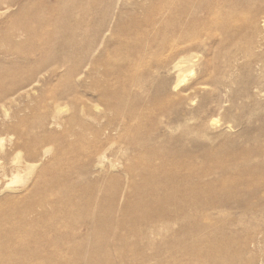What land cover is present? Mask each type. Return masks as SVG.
Instances as JSON below:
<instances>
[{
  "label": "rangeland",
  "instance_id": "374dc122",
  "mask_svg": "<svg viewBox=\"0 0 264 264\" xmlns=\"http://www.w3.org/2000/svg\"><path fill=\"white\" fill-rule=\"evenodd\" d=\"M24 1H27V5L23 9L16 5L0 9V46L4 43L0 48V56L3 58L0 57V63L3 60L4 67L13 66L14 68L15 66L14 70L23 72L20 85L24 86V88L23 86L16 88L15 93L11 91L10 99L5 101L4 105L0 103L2 142L0 143V204L14 209L24 206V202L20 200L31 192L39 174L55 177L60 171L67 173L69 170L73 174L72 186L81 199L85 196H97L98 193L101 200L109 203L110 199L106 194L112 196L115 204L113 217H116L113 221L116 231L108 240L112 256L116 254L119 256L124 251L132 254L134 250L140 248L142 229L156 212V203H153L150 215L146 214V207L150 205L147 204L148 200L145 197L153 192L155 186L157 189L158 185L160 189L158 191L168 190L166 193L171 192L176 196L166 206L160 203V209L164 217L168 219L165 220L162 217L161 220L168 222L171 229L177 231L181 224L192 220L189 214L193 216L204 212L207 215L211 213L210 216L213 217L218 212L210 207L197 208L185 198V193L189 190L185 181L189 177L194 176V173L197 175L190 182L191 187L196 185L200 189L205 191L211 189L218 194V188L221 186H218L217 176L223 168L230 166L233 161H245L248 150L261 151L264 160V0H230L231 2L203 0L202 9H197L188 16L185 12L169 7V2L176 3L179 0H143V4L141 0H125L124 6L121 4L117 11L125 9L121 12L126 11V17L121 12L114 17L111 31L106 32L107 39L100 45L101 50L99 48L95 62L86 65L77 72L79 74L74 75L72 79L75 86L70 89L71 92L67 89L69 95L64 94L67 91L66 82L62 77L65 66L57 70L55 65L50 64L51 66L41 71V74L34 76L40 82L32 83L33 78H30L29 74L39 65L37 64L38 52L29 45L28 37L36 31L34 34L36 42H42L38 33L43 30V27L45 30L48 29L54 22L56 14L53 6L57 5L56 0ZM103 1L98 0L99 7L104 5ZM165 2L167 5L164 7ZM215 2H218V9L217 6H213ZM242 2L246 7L245 19L253 22L256 29L253 25H243L228 32L229 20H224V16L230 13L235 14L236 4L240 5ZM73 3L75 6H72V9L77 15L81 3L80 1ZM230 9L234 11L230 12ZM90 15L89 23L101 20L100 15L96 13ZM194 16L197 17V21H194ZM155 17L157 24L150 21ZM93 18L96 19L93 20ZM175 20L184 24L182 25L184 29L181 31L188 32L189 28L192 31L189 30L190 34L199 31V38L193 34V38L189 40L181 36L173 37ZM19 22L25 26L28 35L26 33H23L24 37H21L23 36L21 34L18 35ZM180 26L177 28L178 33H180ZM10 29L12 30L9 31ZM3 35H6L5 38ZM225 40L232 51L237 49L231 57L220 55L217 51ZM9 41L15 43L17 48L12 49ZM239 41L242 42V46ZM160 43L164 49L158 47ZM232 44L234 47H231ZM156 49L159 51L157 52ZM159 54V59L164 60L163 65L168 63V69L177 66L173 70L162 67L156 71L153 61ZM173 58L175 61L172 60ZM14 59H16L15 62ZM32 62L36 63L34 65L37 67H34ZM172 62L174 63L171 64ZM30 65H33V68ZM148 67H151L149 71L151 76L156 77L148 78L149 82L142 78V71ZM27 68H31L30 71L26 70ZM60 74L61 77L58 76ZM156 74L158 75L155 76ZM26 76H29L30 81ZM9 77L1 72L0 86L10 82ZM215 77L220 80L218 86L212 83L211 78ZM182 79L184 80L181 81ZM148 86H151L150 90ZM124 88V94L133 103L129 102L120 114L112 106V101L120 90L124 91ZM61 91L63 94L60 93ZM193 97L196 98L193 99ZM205 103L208 104L205 105ZM42 114L45 117H42L43 121L40 120L39 123L38 118ZM215 117L218 118L216 128L210 125ZM101 153L107 159L105 162L104 158L98 159ZM16 156L19 159H16ZM175 160L181 168L173 172L168 162ZM27 161L35 164L36 168L31 173L25 169ZM243 166L237 167L236 171ZM82 172L85 174L83 175ZM17 174L23 175L22 180L13 182L12 178ZM153 178L163 180L156 185ZM101 208L96 207V209ZM81 235L89 234L85 229H81ZM6 239L7 242L12 243L11 259L8 260L9 257L6 256L7 249L1 247L0 264H50L37 261L39 257L26 246L28 245L26 235L10 233ZM224 241L225 237H216L213 241L214 248H221ZM263 243L264 240L259 243L260 247L258 243L242 244V259L252 260L250 263L253 264H264ZM153 250L158 252L160 249L154 247ZM86 256L89 258L91 254L86 253ZM186 256L188 257V254ZM112 261L114 264H134L132 258L131 260L119 258V263L116 259Z\"/></svg>",
  "mask_w": 264,
  "mask_h": 264
},
{
  "label": "bare ground",
  "instance_id": "6f19581e",
  "mask_svg": "<svg viewBox=\"0 0 264 264\" xmlns=\"http://www.w3.org/2000/svg\"><path fill=\"white\" fill-rule=\"evenodd\" d=\"M77 1H80V3H81L80 4L81 7L80 8L77 7L78 8V13H77L78 16L74 13V11L72 9V6H75L74 3H73L74 5L72 4V2L76 3ZM124 1L125 0H106L105 2L103 1L104 5H101L99 7L98 6V0H95V1L94 0H56L57 5L53 6V11L56 14L54 22L52 23V25L48 29L45 30L43 27V30H41L38 33V35L42 39V42H39V43L36 42L35 35H34V34H36V31H35V33L31 34L32 36L28 37L29 38L28 40H30L29 45L34 47L35 51L38 52L37 64L39 65L37 67V65H34L36 63L33 64V62H32L34 67L36 66L37 68L34 71H31L30 73H29V71L31 68H33V65H30L31 68L26 69V70L29 69L28 73L30 74V78L31 77L33 78V81H31V82L33 83L34 81L35 82L39 81L34 76H36L38 73L41 74L42 73L41 71L48 68V66L50 64H53L57 67V70H58V68H60V67L62 68L65 66V71L63 70L65 73L62 74V77L66 82V90L67 89L70 90V89L74 88L75 84H74V80L72 78L75 77L74 75L80 69H82L83 67H86V65L88 66L89 64H93L95 62V59L97 58L96 54L99 53L98 51H99L100 45L104 44L105 43L104 40L107 39V38H105L107 35L106 32L111 31L110 28H111V25H113L112 22H113L114 17L117 15V13H119V12H121V10H123V9H119L117 11V9L119 8V6H121V4H123V6H124ZM142 1L143 0H141L140 2H142ZM103 2H101V3L103 4ZM166 2L164 3V7L167 5ZM202 2H203V0H182V1L179 0L176 3H174V1H171V2H169V7L174 8L175 10H178V11L185 12V14L187 13V16H188V15H192L191 13H194L197 9H202V6H203ZM228 2H231V1L228 0ZM126 3L128 4V2H126ZM235 3H234V5H235ZM127 4H126V6H127ZM142 4H143V2H142ZM15 5L19 6L21 9H23L26 7L27 1H24V0H0V9L11 8V7H14ZM213 6H217V9H218V2L213 3ZM233 8L235 9V6H233ZM89 9H92V10L89 11ZM226 9H227V7H226ZM131 10H133V9H131ZM232 10L233 9H230V12H232ZM235 10H236L235 14L230 13V14H226L224 16V20H226V21L229 20V22H228L229 27L227 29L228 32H231L232 29L234 30L236 28H240L243 25H253V26L255 25L253 22L245 19L246 7H245V4L243 2H242V4L240 3V5L236 4ZM125 12L124 13L121 12V13L125 14ZM1 13H2V11H1ZM92 13L93 14L96 13L97 15H100L99 18H101V20H99V21L97 20L94 23H89L88 17L91 16L90 14H92ZM182 15L183 14H181V16ZM124 17H126V14ZM156 17L151 18V20H150L151 23H153V24L156 23V19H157ZM95 19L93 18V20H95ZM120 19H122V18H120ZM93 20H92V22H93ZM177 20L179 21V19H177ZM197 20H198L197 17L194 16V21H197ZM178 21L173 23V26H174L173 37L177 38V37L181 36V37H185L186 40L187 39L189 40V39L193 38V35H195L196 38L197 37L199 38V36H200L199 31H197V32L195 31V33H191V34L188 33L190 28H189L188 32L187 31H181L184 29V27L182 29V25H184V24L179 23ZM117 22L119 23L118 18H117ZM117 22L115 24H117ZM8 23H10V22H8ZM127 24H129V23H127ZM180 24H181V26H180ZM226 24H227V22H226ZM226 24H224V25H226ZM179 26H180V29H179L180 33H178V30H177V28ZM17 27L20 30L18 35L19 34L23 35V33L27 34V29L25 28V26L22 23L19 22V25ZM166 27H168V26H166ZM254 28H255V26H254ZM202 29H203V27H202ZM11 30L12 29H10L9 31H11ZM117 30H118V27H117ZM221 30H222V28H221ZM257 30H259V28H257ZM190 32H192V31L190 30ZM135 33H134V35H135ZM3 34H4V32H3ZM8 34H9V32H8ZM166 34H168V32ZM243 35H247V34H243ZM5 36L3 35L4 38H5ZM20 36H19V38H20ZM160 36H162V34ZM21 37H24V35ZM165 37H167V36H165ZM238 40H240V39H238ZM162 43H160L158 47L162 48L163 47V45L161 46ZM232 43H234V42H232ZM236 43H238V42H236ZM241 43L242 42H240V44ZM245 43H247V42H245ZM3 44L1 43V46ZM11 44H12V49H14L15 47L17 48V45L15 43H11ZM242 45L243 44H241V46ZM1 46H0V48H1ZM237 46L235 48H237ZM231 47H234L233 44L231 45ZM239 47H238V49H239ZM4 49H6V48H4ZM158 49H156L157 52L159 51ZM163 49H164V47H163ZM100 50H101V48H100ZM236 50L237 49H235V51ZM16 51H17V49H16ZM217 51L220 55H224L226 57H231L233 52H235L234 50L232 51L230 46H228V42L226 40L224 42H222V45L219 47V49ZM13 53H15V51ZM7 54L8 53H6V55ZM185 54H186V52H185ZM234 54H236V53H234ZM9 55H11V54H9ZM155 55H156V53H155ZM180 56H182V55H180ZM184 56L185 55L183 54V57ZM0 57L2 58V56H0ZM159 57H160V54H159L158 58H156V60H154V61L152 60L153 61V67L156 69V71L160 70V68H162V67L167 68V65H168V63H166V65H165L166 67H165L163 65L164 60L161 61L159 59ZM19 58H21V57H19ZM241 58H242V56H241ZM24 59H25L24 61H26V58H24ZM236 59H238V58H236ZM15 60L16 59H14V62H15ZM17 60L19 61V59H17ZM20 60H22V59H20ZM172 60H174V58ZM27 61H30V60H27ZM35 61L36 60H34V62ZM229 61H231V60H229ZM238 61H240V60H238ZM2 62H3V60H2ZM2 62L0 63V65H3ZM161 62H162V64H161ZM183 62H184V60H183ZM173 63L174 62H172L171 64H173ZM6 64H8V63H6ZM17 64H19V63H17ZM4 65L1 67H4ZM11 65H13L12 62H11ZM176 66L177 65H175L174 67H176ZM179 66H181V65H179ZM1 67H0V69H2L1 72L5 75L10 76L9 77L10 82L6 83V85L4 84V86L3 85L0 86V88H2V90H0V103L3 104L5 101L10 99V92L11 91H13L15 93L16 88H19V86L21 88L23 86V85L22 86L20 85V84H22L20 78L21 77L23 78V75H22L23 72L20 73V72L14 70L15 66H14V68H13V66H10V67L7 66L4 68H1ZM16 67H18V66L16 65ZM174 67H173V69H174ZM173 69L167 68V70H173ZM178 69H180V68H178ZM134 70H135V68H134ZM150 70H151V67H148V69H146L145 71H142L143 72L142 78L144 80H146L147 82H149L148 78H150L152 76L154 77V75L151 76V73H149ZM182 71H180V72H182ZM1 72H0V75H1ZM25 72H27V71H25ZM133 72H135V71H133ZM175 72H177V71L175 70ZM77 74H79V73H77ZM24 75H27V73H24ZM157 75L158 74H156L155 76H157ZM58 76L61 77V74ZM27 78L29 79V76ZM155 78L156 77H154V79ZM26 79H24V80H26ZM27 80H26V82H27ZM183 80L184 79H182L181 81H183ZM211 80H212L213 84L218 86V83L220 81L218 77L211 78ZM29 81H30V79H29ZM0 83H1V81H0ZM167 83H166V85H168ZM202 83L205 84L204 82H202ZM153 84H154V81H153ZM213 84H211V86ZM166 85H164V86H166ZM219 86H220V84H219ZM148 87L150 90L151 86H148ZM23 88H24V86H23ZM218 88H216L217 91H219ZM34 89H35V87H34ZM62 90H65V89H62ZM68 90L66 91V93H64L65 95L68 94L67 93V92H69ZM189 90H190V88H189ZM17 91H18V89H17ZM154 91H155V89H154ZM2 92L4 94H2ZM62 92L63 91H61L60 93H62ZM70 92H71V90H70ZM119 92H121V94ZM119 92L117 93L116 97L112 101V106L121 114L123 109L128 106L129 102H131L130 101L131 99L129 100L127 95L124 94L125 88H124V91L120 90ZM185 92H186V90H185ZM71 94H73V93H71ZM216 94L218 95V92H216ZM65 95H64V97H65ZM74 95L76 96L77 94H74ZM74 95H72V96L74 97ZM216 96H214V97H216ZM60 97H59V99H60ZM80 97L82 98V96H80ZM13 98H14V96H13ZM66 98H67V96H66ZM195 98L193 97V99H195ZM218 99H219V97H218ZM95 102H97V101L95 100ZM214 102L216 103L215 99H214ZM83 103H85V102H83ZM131 103H133V102H131ZM179 104L181 106L182 103H179ZM207 104L205 103V105H207ZM95 106H97V105H95ZM100 106H102V105H100ZM182 106H183V104H182ZM219 106H221V105H219ZM81 108L82 107H80V109ZM131 108H129V109H131ZM179 108H181V107H179ZM58 109L60 110V108H58ZM100 109H102V108H100ZM133 109H134V107H133ZM59 110H56V111H59ZM81 110H83V108ZM96 111H98V110H96ZM107 111H109V110H107ZM173 113H176V112H173ZM200 113H201V111H200ZM192 115H194V114H192ZM42 117H45V115L43 116V114H42V116H39V118H38L39 123H40V120H41V122L43 121ZM100 117L102 118L103 116H100ZM133 117H134V115H133ZM4 118H6V117H4ZM98 122L100 123V121H98ZM209 122H210V120H209ZM217 122H218V118L215 117L211 120L210 125L215 127ZM46 123H47V120H46ZM42 124H39V125L43 126ZM36 126H38V125H36ZM202 126H205V124H202ZM117 127H116V129H117ZM208 127H210V126H208ZM31 129H33V128H31ZM212 129H213V127H212ZM210 130H211V128H210ZM254 139L255 138H253V140ZM0 143H2L1 139H0ZM109 147H110V145H109ZM107 149H108V147H107ZM101 154L102 155H100L98 159L103 160V158H104V162H105V160H107V159H105V155L103 153H101ZM97 155H99V154H97ZM16 159H19V158H17V156H16ZM21 159H22V157H21ZM27 162L25 163L26 164L25 169H27L28 172L31 173L34 170V168H36L35 164H32V162L31 163H29V162L27 163ZM33 163H36V162L33 161ZM168 164L170 165L173 172L174 171L176 172L181 168V165L176 160L170 161V162H168ZM98 165H99V162H98ZM242 165H244L242 167V169L236 171L237 167H241ZM102 167H104V166H101V168ZM189 168H191V167H189ZM9 170H10V168H9ZM82 174L84 175L85 173L82 172ZM72 175L73 174L69 170H67V173H66V171H60L55 177H47L44 174H39L36 177L35 182L34 183L32 182L33 186L31 188V192H29L26 195V197H24L23 200L22 199L20 200V201L24 202V206H21V207L14 209L11 206H5V204H0V248L5 247L7 249V251H6L7 255L6 256L9 257L8 260L11 259L10 257H11L12 253L10 252V248L12 247V243L7 242L6 237L10 233H18L19 235H26L28 237V241H27L28 245H26V246L29 249H31V251L36 256L39 257V258H37V261L38 262H45V263L49 262L50 264H90V263L91 264H114L112 259H116V262L118 261V263H119V258H124L127 260H131V258H132L134 264H253V263H250L252 260L244 261L242 259V257H241V256H243V255H241V251L243 249L242 244L252 245L254 243H256V244L258 243V247H260L259 243H261L262 240H264V160L262 158V152L261 151L248 150V156H247V159H245V161H241V162L233 161L230 166L223 168L220 175L217 176L218 186H221V188H218V194L217 193L215 194L214 193L215 191H211V189H209L210 191H205L203 189H200L196 185L191 187L190 182L193 181L197 175H195V173H194L195 177L194 176L189 177L187 179V181H185V184L189 186V188H188L189 190H187V192L185 193V198L188 199V201H190L191 205L196 206L197 208H199V207H201V208L202 207H210V209H216V210H218V212L215 215H213V217L210 216L211 213H209V215H207L204 212L194 214L193 216H190V214H189V217H191L192 220L190 222L181 224L180 228L177 231H173L171 229V227L169 226L168 222L161 220V218L164 217V214L161 213V209H160V203H163L166 206L172 200H174L176 196L173 195V193H171V192L166 193L168 190L167 191H158L160 189H159L157 183H160L159 181H161L163 179L160 180L159 178H153V182L157 185V189L155 186L153 189V192H151L150 194L145 196L148 200L147 204L150 205V207H146V214L150 215V213L152 211L151 206H153V203H156V207H157V208H155L156 212H154V214L152 215L153 217L151 216L149 221L145 224V226L142 229V234L140 235L141 236L140 240L142 241V244L139 245L140 248L134 250V252L132 254L126 253L124 251V253L120 254L119 256L117 254L115 256L114 255L112 256V251L110 250V247H109L110 244H108L109 238L116 231V228L114 227L115 224L113 222L114 219L116 218V217H113V212L115 210L114 199L112 198V196H109V194H106L108 199H110V200H108L110 202L109 203L104 202L103 200H101L99 198L98 193H97L98 198L94 194L96 196V198H94L95 196L94 197L93 196H85L84 199H81L78 196L76 189L72 186V181H73ZM22 178H23V175L17 174L15 176H13L12 181L13 182H20L22 180ZM17 190H19V189H17ZM170 190L171 189H169V191ZM119 204H120V202H119ZM97 206L102 207V208L96 209ZM164 219L168 220L165 217H164ZM81 229L82 230L85 229L86 231H88L89 235L88 236L81 235ZM117 235H116V237H117ZM216 237H225V241H224L222 247L219 249H215L217 247L214 248V245H213V243H214L213 241ZM174 244L177 246L175 247ZM13 245L15 246V244H13ZM154 247H158L160 250L158 252H154V250H153ZM251 251H249V252H251ZM22 252H23V250H22ZM86 253H90L91 257L87 258ZM186 254H188V257L186 256ZM0 257H2V255ZM8 257H6V258H8Z\"/></svg>",
  "mask_w": 264,
  "mask_h": 264
}]
</instances>
